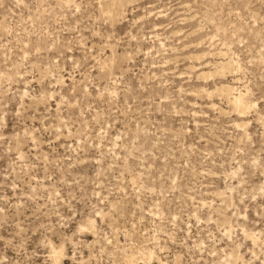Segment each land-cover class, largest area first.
I'll return each instance as SVG.
<instances>
[{"label": "rangeland", "instance_id": "rangeland-1", "mask_svg": "<svg viewBox=\"0 0 264 264\" xmlns=\"http://www.w3.org/2000/svg\"><path fill=\"white\" fill-rule=\"evenodd\" d=\"M0 264H264V0H0Z\"/></svg>", "mask_w": 264, "mask_h": 264}, {"label": "bare ground", "instance_id": "bare-ground-1", "mask_svg": "<svg viewBox=\"0 0 264 264\" xmlns=\"http://www.w3.org/2000/svg\"><path fill=\"white\" fill-rule=\"evenodd\" d=\"M229 87H226V91H228Z\"/></svg>", "mask_w": 264, "mask_h": 264}]
</instances>
